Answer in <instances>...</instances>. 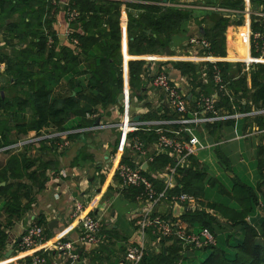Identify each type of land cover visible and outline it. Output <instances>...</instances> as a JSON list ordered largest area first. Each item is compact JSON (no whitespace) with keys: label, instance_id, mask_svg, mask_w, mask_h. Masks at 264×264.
I'll list each match as a JSON object with an SVG mask.
<instances>
[{"label":"crops","instance_id":"0c3cea01","mask_svg":"<svg viewBox=\"0 0 264 264\" xmlns=\"http://www.w3.org/2000/svg\"><path fill=\"white\" fill-rule=\"evenodd\" d=\"M67 1L60 0L59 3H63V7L60 5V9L55 13L52 22V30L58 38L54 45L56 53L59 52V47L62 45L75 48V45L71 43L70 35L74 30H81L77 23L67 22L65 15ZM103 1L114 4L119 11L121 89L114 102L104 106L97 103L91 110L92 112H86L93 114L91 117H87L85 113V117L92 120L90 125L78 127L76 118H70L65 122L67 126L65 130H59L57 126L49 124L38 131L30 130L26 134L18 136L17 139L15 129L12 128L7 133L8 141H16L0 148V186L5 183L15 185L19 181L26 183L30 189L29 198L31 201L26 212L19 217H12L7 213L5 200L0 196V235L4 234L3 244H0V264H26L33 253L44 255L48 264H67V262L63 263L58 252L50 247L59 240H70L76 246L79 259L72 264H125L124 254L129 244L142 246L146 255L150 256L157 255L161 250H164L165 254L169 253L173 262L177 261L176 264H185V262L192 261L197 255V248L189 245L188 242L173 237L158 239L150 232L149 228L141 229L137 224L138 217L145 210L146 196L140 192L133 197L127 191V186L121 183L114 165L119 159V161L133 168L141 170L144 163H147L145 168L147 170L153 156L161 153L162 150L159 149L156 142H151L144 148L143 153H136L127 147H124L120 153L118 145L121 143L122 137L112 123L117 121L119 113L124 111V106L128 103V108L134 117L138 116L139 120L148 123L150 125L148 126L149 130L161 128L167 131H176L185 127L179 124L180 128L173 129V126L178 124L175 120L179 118V114L168 105L164 91L152 84L153 76L161 70L168 74L171 85L185 93L188 117L191 116V111L197 108V100L200 94H211L214 98H218L215 88L210 85L205 70L206 63L213 64L212 61L214 60V64L228 62L231 68L240 64L239 74L246 75V94L250 95L253 91L249 79L251 65L252 63H264V56H260L251 38V32H253L251 23L254 20L264 27V0H243L242 10L222 7L218 2H215L216 0H211L214 2L213 4H206L202 2L203 0H180L179 2H171V0ZM147 4L178 5L182 8L192 9L193 14L181 24L176 32L168 36L169 41L165 47L156 52L133 53L129 50V42L133 37L129 34L128 18L130 15L136 16L139 13V5ZM212 13L227 19L226 28L223 32L225 55L219 56L209 53L213 60L205 61L180 59V61L193 62L197 65L196 78L203 87L209 90V93H203L200 86H192L190 76L182 73L173 65V61H176L173 58L195 55L196 51L191 41L194 37L198 36L208 42L204 34L213 22ZM12 20H18L17 15ZM240 27H244L245 32L244 54L242 56H229V48L234 49V45L238 42L239 38L234 34L238 32ZM67 29H70L72 33L68 34ZM4 35L3 31L0 30V59L5 55L12 57L15 49L22 50L29 45L30 39L28 37L18 42L17 39L6 40ZM60 35L64 36L61 41ZM150 56H154L155 59L150 60ZM4 60L0 63H5ZM136 60H141L143 63L139 76L131 83L129 63ZM245 60L249 62L246 63ZM83 61L84 56L81 55L80 62L83 63ZM12 82L13 79L8 80L5 71L0 72L1 98L12 99L16 95H22L24 92L22 86H13ZM69 93H71V89L67 80L61 78L54 86L50 97L53 99L66 96ZM120 94L121 98H118ZM189 94L190 97L188 98L187 95ZM241 103L249 104L250 109L242 112L236 110L232 114H228L221 108L220 112L219 110L216 112L217 114L231 116L193 125V131L201 142L202 148L195 154L189 155L180 165L188 167L195 162L197 168L205 173L204 189L196 196L198 206L206 203H215L218 206L231 204L227 191L233 176L256 186L257 179L262 174L264 183V163L260 167L257 162V159L261 157L264 159V151L262 150L264 133L260 132L263 127H260L258 123V119L264 120V115L257 113L262 106L256 107L250 99L244 98H242ZM163 112H165L166 117H160ZM171 115H173L172 118ZM23 116L26 120L31 118L32 109L30 106L27 105L24 108ZM13 124L12 118L0 109V131L11 128ZM233 132L236 133V139L245 140V146L243 149L237 150L239 157L237 156L234 162L226 154L228 148L221 147L220 142L211 137L213 135L220 136L221 141L227 143L229 142L228 135ZM183 133L185 132L182 131L181 134ZM51 141L55 142L56 148L50 146ZM64 141L67 143L60 146ZM2 149H10V152H2ZM10 154H18L20 161L22 156L27 158L26 164L30 167L24 169L20 166L22 176L19 178L11 177L9 173L2 174V169ZM173 160L175 161L176 158L173 157ZM42 162H49L48 167L42 172L47 180L42 188H38L36 182L42 178V175L37 179L34 177L35 180L32 181L27 178V174L33 171L36 172L34 176L40 174ZM174 164H170L169 167ZM166 167L161 171L150 172L149 174L152 178L161 179L164 183ZM177 175L175 172L170 180L174 185ZM263 183L259 187L262 194H264ZM212 188H217V194L219 193L225 199L213 198L210 191ZM22 191L24 193V190ZM156 192L158 191L156 190ZM19 200L20 205H24L28 198L20 196ZM76 201H80L91 216L100 219L99 237L101 241L98 244L81 245L78 242L80 231L78 223L73 217V205ZM172 206L166 199H161L154 206L156 210H153L152 213L166 214L170 212L172 214ZM48 219L57 220L50 229L47 226ZM30 223H37L44 228V242L34 249H21L16 239L22 236ZM187 228L197 232V227L187 224ZM9 249H12L10 253H8ZM174 249H177L175 254ZM174 255L179 256L175 257Z\"/></svg>","mask_w":264,"mask_h":264},{"label":"trees","instance_id":"16d2710c","mask_svg":"<svg viewBox=\"0 0 264 264\" xmlns=\"http://www.w3.org/2000/svg\"><path fill=\"white\" fill-rule=\"evenodd\" d=\"M179 1L171 0V2ZM59 2L60 0H0V30L5 34L4 38L17 39L18 42L27 37L30 39L26 48L15 49L12 57L5 55L0 59V61L5 59L4 71L8 80L13 79V86L21 85L24 89L22 95H16L12 99L0 97V109L14 122L11 128L0 131V148L16 141H8L6 136L12 128L17 133V139L18 136L30 130L38 131L49 124L57 126L59 130H65L67 128L65 122L70 118H76L78 127L90 125L92 120L87 119L85 113L92 112L97 103L104 106L114 102L121 89L118 8L114 4L104 3L103 0H68L65 11L68 6L78 11V16L73 22L77 23L81 30H74L70 35L77 40L75 48L62 45L56 53L54 45L58 38L52 30V22L55 13L60 9ZM202 2L214 3L211 0ZM215 2L225 8L236 10L243 8V0H216ZM139 9L136 16L130 15L128 18L129 34L133 37L129 42V50L133 53L156 52L165 47L169 41L168 36L176 32L193 14L192 9L178 5L147 4L139 5ZM16 15L18 20H12ZM211 15H213V22L204 34L209 42L206 53L224 56L223 32L227 19L214 13ZM263 29L259 22L252 21V31ZM244 33V27H240L234 34L239 39L234 49L229 48V56L244 54ZM49 37L52 38V42L47 45ZM81 55L84 56L83 63L80 62ZM142 63L141 60L129 63L131 83L139 76ZM173 65L192 78V86L198 85L202 88L201 92L209 93V90L196 78L195 63L177 60L173 61ZM215 65L219 69L221 82L225 83L231 91V97H229L217 90L212 81L213 65L206 63L208 80L218 96L215 103L217 112L218 110L220 112L221 108L228 114L236 110L247 111L250 105L241 103L242 98L250 99L256 107L264 105V63L251 65L249 79L253 91L250 95L246 94V75L239 74L240 64H237L235 68H231L228 62H217ZM61 78L67 80L71 93L52 99L50 97L52 90ZM27 105L32 109V116L28 120L23 116V110ZM160 117H166L165 112L160 114ZM170 117L172 118L173 115ZM258 123L260 127H264V120L258 119ZM178 128H180L179 124L173 126L175 130ZM134 134L142 142L143 148L151 142H156L158 138V133L154 129L138 130ZM182 135L185 139L188 137L186 132ZM131 136L132 134L128 136V139ZM50 146L56 148L55 142L51 141ZM262 150L264 151V147ZM2 152H10V149H2ZM26 160L25 156H22L20 161L18 154H10L2 174L9 173L11 177H21L20 166L24 169L30 167L26 164ZM174 162L173 156L162 151L153 156L149 162V169L141 173L150 179L154 188L160 192L164 188V183L161 179L152 178L149 173L161 171ZM257 162L262 167L264 159L261 157L257 159ZM48 165L49 162H42L41 173L36 176H34L35 171L27 174V178L32 181L42 175V178L36 182L38 188H42L47 180L42 172ZM176 173L178 174L175 176L176 184L166 190L167 197L178 192L197 196L204 189L205 173L197 168L195 162L188 167L178 165ZM231 178L232 183L227 191L231 204L218 206L215 203H206L199 206H186L180 216V219L189 226L197 227V232L206 229L215 238L214 244L201 247L191 244L197 249H208L207 255L197 264H264V194L259 190L263 183V176L260 174L256 186L235 176ZM127 191L134 197L142 192V188L127 186ZM29 194L28 185L21 181L15 185L5 183L0 186V196L5 200L7 213L12 217H19L29 209L31 201ZM20 196L28 198L24 205H20ZM259 211L262 212L259 213ZM151 216H158L163 222L174 219L170 212L166 214L155 212ZM149 230L151 232V229ZM3 241L4 234H1L0 244H3ZM176 251L177 249H174V254ZM30 261L31 259H28L26 264H30ZM176 263L177 261L173 262L169 253L165 254L164 250L154 256L145 253L140 261V264Z\"/></svg>","mask_w":264,"mask_h":264},{"label":"built area","instance_id":"2783aa9c","mask_svg":"<svg viewBox=\"0 0 264 264\" xmlns=\"http://www.w3.org/2000/svg\"><path fill=\"white\" fill-rule=\"evenodd\" d=\"M67 22H73L78 16V11L74 8L68 7L65 11ZM66 32L71 34L72 31L67 29ZM251 38L255 48L258 49L260 56H264V29L251 32ZM192 45L196 51L193 56L186 57H174V60L187 59V60H213L209 53H206V49L209 43L205 39L200 37H194L191 39ZM51 38L47 40V44L50 45ZM71 43L76 46L77 40L71 37ZM193 54V53H192ZM191 55V54H190ZM154 56H150V60H154ZM246 63L249 62L245 60ZM213 73L212 81L215 83L218 91H221L231 97V92L226 87L225 83L221 82L219 69L216 67L215 60L212 61ZM5 63H0V72L5 70ZM152 84L164 91L165 99L169 106L179 114V118L175 120L178 124L185 127L176 131H167L165 129L156 128L158 133L156 141L160 150L169 153L175 157V164L172 167L169 165L165 169L166 179L164 180V188L160 192H156L153 183L150 179L145 177L139 168H133L132 166L123 163L117 159L114 169L117 176L120 178L121 183L125 186H138L142 188V192L145 198V210L137 219V224L141 229L149 228L151 233L158 239L160 238H178L182 239L189 244H193L195 247H201L206 244H214V236L206 229H201L199 232L190 231L187 228V224L179 217H174L172 220L160 221L158 216L152 217V211L154 206L161 200L166 199L171 205L177 202L183 206H195L197 205L198 198L186 192L173 193L167 197L166 190L171 189L174 184L171 183V179L176 172V167L184 163L185 159L192 154H195L202 148V144L199 141L197 135L194 133L193 125H197L201 122H212L221 118L230 117L231 115H219L216 112L215 103L216 98L211 94H200L197 100V108L191 111V116L188 117L187 99L185 93L178 90L175 86L171 85L168 74L161 70L157 72L152 79ZM258 114L264 115V105L257 111ZM201 114V115H200ZM93 114L86 113L87 117H91ZM190 124V126H188ZM112 125L117 129L119 135L122 137L121 143L118 145V151L121 153L124 147L133 150L136 153H143L144 148L142 142L134 133L138 130H149L150 125L139 119L135 120L133 113L128 108V103L124 106V111L119 113V117ZM184 131L188 134L185 139L181 132ZM170 132L171 134H166ZM260 132L264 133V127L260 129ZM132 134L131 137L128 136ZM67 141H64L60 146L65 145ZM73 217L77 221L79 226L78 242L83 245L98 244L101 241L100 230L101 222L99 218L91 216L80 201L74 202L73 205ZM44 228L37 223H30L21 236L19 246L21 249H34L39 247L44 241ZM58 252V256L63 263L72 264L78 261L79 255L77 253L76 246L70 240H59L50 246ZM145 253L142 246L129 244L126 247L124 254L125 264H140V261ZM46 258L40 253H33L31 256L30 264H45Z\"/></svg>","mask_w":264,"mask_h":264},{"label":"rangeland","instance_id":"374dc122","mask_svg":"<svg viewBox=\"0 0 264 264\" xmlns=\"http://www.w3.org/2000/svg\"><path fill=\"white\" fill-rule=\"evenodd\" d=\"M235 135H236V133H234V132L233 133H230L228 135L229 142H227V143H226V141H221V137L220 136H214V135L211 136L212 138H215V139H217L220 142L221 147H227L228 148V151L226 152V154L228 155V157L231 159L232 162H234V160H236V157L238 156L237 150L238 149L239 150L240 149H243L244 146H245V140H238V139L235 138ZM226 139H227V137H226ZM216 189L217 188H212L210 190L211 191V194L213 195V198L215 197V199L224 200L225 198L223 196H221L219 193L217 194V190ZM196 252H197V255L193 258V260L192 261L185 262V264H197L199 262V260H201L202 258H204L207 255L208 249H201V250L200 249H197Z\"/></svg>","mask_w":264,"mask_h":264},{"label":"water","instance_id":"95a60500","mask_svg":"<svg viewBox=\"0 0 264 264\" xmlns=\"http://www.w3.org/2000/svg\"><path fill=\"white\" fill-rule=\"evenodd\" d=\"M60 5H61V7H63V3H60ZM256 18H258V16H256ZM59 38H60V41H61V40H63L64 36L60 35ZM187 97L189 98L190 94L187 95ZM118 98H121V94L118 96ZM176 116H178V115H176ZM134 119L137 120L138 116H135ZM146 166H147V163H144V165L141 167V170L145 171ZM172 207H173L172 208L173 217H180L182 215V213L184 212V210H185V207L182 206L181 204L177 203V202L173 203ZM153 210L155 211L156 207H154ZM48 220L49 221H48L47 226L50 229L51 226L56 224L57 220H50V219H48ZM20 240H21V236L17 237L16 242L18 243V242H20ZM11 251H12V249H9L8 253H10ZM78 252H80V251H78Z\"/></svg>","mask_w":264,"mask_h":264}]
</instances>
